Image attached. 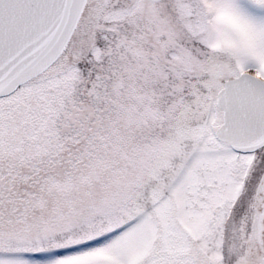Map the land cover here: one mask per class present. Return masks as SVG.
<instances>
[{"label": "snow or ice", "instance_id": "6c2138e0", "mask_svg": "<svg viewBox=\"0 0 264 264\" xmlns=\"http://www.w3.org/2000/svg\"><path fill=\"white\" fill-rule=\"evenodd\" d=\"M0 264H264V0H0Z\"/></svg>", "mask_w": 264, "mask_h": 264}]
</instances>
